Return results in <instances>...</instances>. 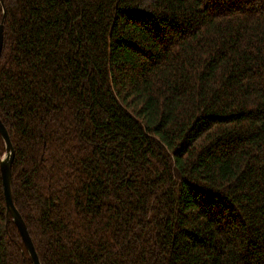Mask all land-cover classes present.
I'll return each instance as SVG.
<instances>
[{
  "label": "trees",
  "instance_id": "16d2710c",
  "mask_svg": "<svg viewBox=\"0 0 264 264\" xmlns=\"http://www.w3.org/2000/svg\"><path fill=\"white\" fill-rule=\"evenodd\" d=\"M2 1L0 119L40 263L264 264V0ZM0 264H32L1 173Z\"/></svg>",
  "mask_w": 264,
  "mask_h": 264
},
{
  "label": "water",
  "instance_id": "95a60500",
  "mask_svg": "<svg viewBox=\"0 0 264 264\" xmlns=\"http://www.w3.org/2000/svg\"><path fill=\"white\" fill-rule=\"evenodd\" d=\"M0 4L3 9V15L2 18L0 19V57H1V52L3 47V35H4L3 28H4L6 13L2 0H0ZM0 137L2 138V141L4 143V153L0 158V173H1L4 200L6 205L7 222L11 219L12 222L16 225L19 234L22 238V241L24 243L25 249L29 255V258L31 259L32 264H41L35 246L32 242V239L25 225V222L22 216L20 215V213L18 212L17 208L15 207L12 200L11 169L15 156V151L8 130L6 129L1 119H0Z\"/></svg>",
  "mask_w": 264,
  "mask_h": 264
}]
</instances>
